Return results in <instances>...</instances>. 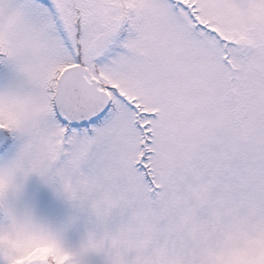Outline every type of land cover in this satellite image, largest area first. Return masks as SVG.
<instances>
[{
    "label": "snow or ice",
    "instance_id": "snow-or-ice-1",
    "mask_svg": "<svg viewBox=\"0 0 264 264\" xmlns=\"http://www.w3.org/2000/svg\"><path fill=\"white\" fill-rule=\"evenodd\" d=\"M0 264H264V0H0Z\"/></svg>",
    "mask_w": 264,
    "mask_h": 264
},
{
    "label": "rangeland",
    "instance_id": "rangeland-1",
    "mask_svg": "<svg viewBox=\"0 0 264 264\" xmlns=\"http://www.w3.org/2000/svg\"><path fill=\"white\" fill-rule=\"evenodd\" d=\"M38 191L44 194L45 202L52 203L55 205V208L57 209V214L62 215L68 210L67 206L63 202L55 200L52 194L40 183L38 178L33 177L28 181V184L26 186V198L29 200L34 199V196ZM42 210H46V209H42ZM35 251L44 254L48 251V249L39 248L36 249Z\"/></svg>",
    "mask_w": 264,
    "mask_h": 264
}]
</instances>
